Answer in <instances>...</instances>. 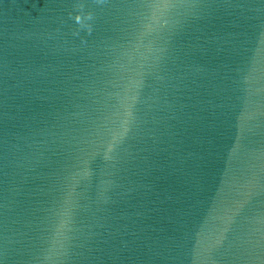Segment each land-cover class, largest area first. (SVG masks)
<instances>
[{"label": "water", "instance_id": "1", "mask_svg": "<svg viewBox=\"0 0 264 264\" xmlns=\"http://www.w3.org/2000/svg\"><path fill=\"white\" fill-rule=\"evenodd\" d=\"M0 264H264V0H0Z\"/></svg>", "mask_w": 264, "mask_h": 264}]
</instances>
